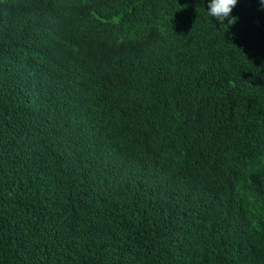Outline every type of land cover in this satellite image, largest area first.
Masks as SVG:
<instances>
[{
	"label": "trees",
	"instance_id": "1",
	"mask_svg": "<svg viewBox=\"0 0 264 264\" xmlns=\"http://www.w3.org/2000/svg\"><path fill=\"white\" fill-rule=\"evenodd\" d=\"M0 0V264H264V9Z\"/></svg>",
	"mask_w": 264,
	"mask_h": 264
},
{
	"label": "clouds",
	"instance_id": "2",
	"mask_svg": "<svg viewBox=\"0 0 264 264\" xmlns=\"http://www.w3.org/2000/svg\"><path fill=\"white\" fill-rule=\"evenodd\" d=\"M238 0H209L208 15L213 17L221 26L231 27L238 17L232 15ZM261 8L264 9V0H260Z\"/></svg>",
	"mask_w": 264,
	"mask_h": 264
}]
</instances>
